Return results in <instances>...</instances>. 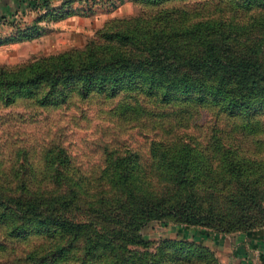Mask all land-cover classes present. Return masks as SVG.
Listing matches in <instances>:
<instances>
[{"label":"trees","instance_id":"1","mask_svg":"<svg viewBox=\"0 0 264 264\" xmlns=\"http://www.w3.org/2000/svg\"><path fill=\"white\" fill-rule=\"evenodd\" d=\"M135 1L148 10L83 48L0 67V104L103 97L149 142L147 153L109 150L97 173L77 178L58 146L45 160L52 178L65 173L57 194L33 176L19 177L20 194L0 191V234L46 239L18 264H219L204 245L156 246L141 232L152 222L225 234L264 226V0Z\"/></svg>","mask_w":264,"mask_h":264},{"label":"rangeland","instance_id":"2","mask_svg":"<svg viewBox=\"0 0 264 264\" xmlns=\"http://www.w3.org/2000/svg\"><path fill=\"white\" fill-rule=\"evenodd\" d=\"M5 1L0 2V67L9 68L83 48L102 29L148 10L135 0H46L48 4L38 9L30 8L23 0ZM115 103L103 97L74 96L61 106L42 107L24 100L9 106L0 104V177L5 179L0 183V191L20 194L21 188L26 187L19 185V177L33 176L39 181L35 188L44 195L51 190L57 194L59 183L53 181L62 180L65 173L52 178L45 170V160L48 150L58 146L66 150L79 169L76 178L97 173L109 150L139 149L147 153L149 142L143 130L134 122L121 119L114 109ZM210 120L205 112L199 123ZM91 185L93 192L92 182ZM256 230L254 234H225L202 226L152 222L141 234L156 246L164 240L204 245L215 253L219 264H227L221 257V235L253 237L261 235L264 226ZM45 243L43 237L13 241L0 234V263L18 264Z\"/></svg>","mask_w":264,"mask_h":264},{"label":"crops","instance_id":"3","mask_svg":"<svg viewBox=\"0 0 264 264\" xmlns=\"http://www.w3.org/2000/svg\"><path fill=\"white\" fill-rule=\"evenodd\" d=\"M219 240L223 246L220 247L221 257L227 264H264V232L253 237L247 234L221 235Z\"/></svg>","mask_w":264,"mask_h":264}]
</instances>
